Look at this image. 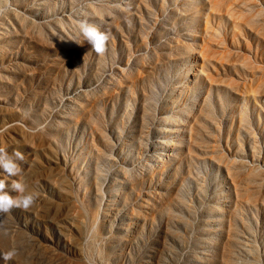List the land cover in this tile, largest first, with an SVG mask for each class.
<instances>
[{"label": "rangeland", "instance_id": "1", "mask_svg": "<svg viewBox=\"0 0 264 264\" xmlns=\"http://www.w3.org/2000/svg\"><path fill=\"white\" fill-rule=\"evenodd\" d=\"M6 1L0 264H264V0Z\"/></svg>", "mask_w": 264, "mask_h": 264}, {"label": "clouds", "instance_id": "2", "mask_svg": "<svg viewBox=\"0 0 264 264\" xmlns=\"http://www.w3.org/2000/svg\"><path fill=\"white\" fill-rule=\"evenodd\" d=\"M5 2L6 0H0V15L8 11V8L4 6ZM78 23L80 34L86 44L90 46V49L97 55H104L111 34L101 31L96 25L87 21H80ZM23 159L24 156L19 151L10 155L5 150L0 149V169L9 176L17 177L21 175L22 170L17 161ZM5 188V182L0 180V214L10 213L13 209L28 210L34 205L36 194L28 192L27 185L22 180H14L11 184L12 192L16 195H11L5 191ZM15 256L16 251L10 250L3 255V259L8 261Z\"/></svg>", "mask_w": 264, "mask_h": 264}, {"label": "bare ground", "instance_id": "3", "mask_svg": "<svg viewBox=\"0 0 264 264\" xmlns=\"http://www.w3.org/2000/svg\"><path fill=\"white\" fill-rule=\"evenodd\" d=\"M5 3H7V1H6ZM6 6H7V5H6ZM11 13H12V12H11ZM0 19H3V17L0 18ZM0 24H2V25H1L2 27H4L3 25H5V24H3L2 21H0ZM3 29H4V28H3ZM0 33L2 34V31H1ZM100 179L102 180L101 173L97 171V180H100Z\"/></svg>", "mask_w": 264, "mask_h": 264}]
</instances>
